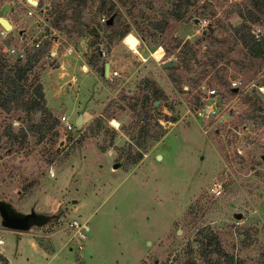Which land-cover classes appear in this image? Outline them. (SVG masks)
<instances>
[{
  "label": "rangeland",
  "instance_id": "1",
  "mask_svg": "<svg viewBox=\"0 0 264 264\" xmlns=\"http://www.w3.org/2000/svg\"><path fill=\"white\" fill-rule=\"evenodd\" d=\"M177 2L84 0L76 23L65 19L66 0H46L49 20L65 10L59 25L70 32L61 31L68 41L59 47L83 40L86 49L62 63L59 84L44 74L59 66L48 53L26 80L28 88L43 74L42 105L56 122L39 140L30 132L38 113L0 109V201L49 217L26 231L0 224V254L9 264L199 263L195 239L203 227L237 264H264V54H248L232 30L244 21L236 6L252 11L251 0H192L176 21L170 12ZM110 16L113 24L103 26ZM159 22L164 26H152ZM246 23L264 35L262 18ZM4 42L0 36L1 56ZM7 42L20 44L14 36ZM184 42L197 62L186 47L179 51ZM159 45L168 52L162 57ZM113 48L128 71L113 67L117 76H104L88 65L89 56ZM167 60L174 64L162 67ZM146 78L164 93L149 104L151 117L140 103L151 90ZM60 114L73 124L81 114L82 122L65 132ZM137 152L141 159L127 164ZM73 219L83 225V240L69 226Z\"/></svg>",
  "mask_w": 264,
  "mask_h": 264
},
{
  "label": "trees",
  "instance_id": "2",
  "mask_svg": "<svg viewBox=\"0 0 264 264\" xmlns=\"http://www.w3.org/2000/svg\"><path fill=\"white\" fill-rule=\"evenodd\" d=\"M191 3L192 0H178L176 5H174L173 9L170 12L172 18L176 21L182 18V16L186 12V9L189 5H191ZM249 3L253 7V12L246 8V6H236V13L244 21L234 25L232 30L235 42L242 45L246 49L248 54L255 57L264 54V35L261 36L258 40H254L252 37L251 28L249 24L246 23V20L258 18H262L264 20V0H251V2ZM83 5L84 0H66L65 6L71 9L70 16H68V18H65V10L64 12L63 10L59 11V14L58 12L57 14L53 13V18H51L50 22L51 27L66 33L70 32V30H65L64 26H60L59 23L63 20V18L67 20H73L74 22L78 23L81 18ZM57 15L58 18L55 17ZM112 24L113 16H110L102 25L105 27H110ZM152 26L154 28L158 26L163 27L164 23L159 22L158 24H152ZM126 31L127 30H121L120 32H118V37H125L127 34ZM77 35H80V33L78 32ZM94 36L97 37L96 34H94ZM179 42L180 41L177 40V44ZM8 44L9 42H7L6 40L4 42V45ZM188 45L189 44L187 42L182 43L179 47V51H181V48L186 47L187 52H189L190 54V57L193 59V61L197 62L191 47H187ZM47 53L48 41L44 40L38 48H25V58L23 60H18L7 55H0V109L5 113H9L12 110H20L26 113H38L40 115V118L37 124L32 125L34 130L30 129V132L39 134L38 140L46 132L53 129L56 122L42 105L44 101V95L39 76L37 74H34L28 88L25 85L26 80L33 72V69L38 63L39 59ZM97 53L98 54L94 53L92 54V56H89L87 58V63L88 65L95 67L97 71L103 72V64L101 65L99 63V51H97ZM164 53L168 52L166 51ZM50 65H53V63H51ZM168 79L175 84L176 80L174 77L169 75ZM144 82L148 87H151V90L148 92V94H142L140 103L144 108H146L144 113L151 117L149 113L151 112V110H153V108H150L149 104L152 105L154 101H159L160 99L164 98V93L153 80L146 78L144 79ZM177 89L181 91L182 86L178 84ZM136 101L137 100H135V102ZM195 101L197 102L198 100L195 98ZM133 105H135V103ZM168 121L173 122V119H170ZM100 122V116L95 117L92 121L95 128L99 127ZM259 124H264V117L259 120ZM153 126L157 127L160 130L158 136H162L164 129L157 122V120H154ZM140 159L141 154L137 152L135 154V157L130 158V162H128L127 164H135ZM195 242L197 244L196 255L199 259V263H196L191 259H187L184 264H237L236 260L232 257L231 254L223 251L217 236L208 227L200 228L197 231ZM0 264H9L6 258L1 254Z\"/></svg>",
  "mask_w": 264,
  "mask_h": 264
},
{
  "label": "crops",
  "instance_id": "3",
  "mask_svg": "<svg viewBox=\"0 0 264 264\" xmlns=\"http://www.w3.org/2000/svg\"><path fill=\"white\" fill-rule=\"evenodd\" d=\"M37 1L41 4H44L43 6L46 9V11H45V15H46L45 23L46 24L42 29H40V27L39 28L38 27L36 28L34 26L30 27L31 24H29L28 26L22 25L21 22H22V20H24L23 14L25 11V7L22 6L20 3H16L14 5H11L10 3L7 4L6 5L7 8H6L5 12L2 11V9H0V16L4 17L8 21V23L10 24V31H9L8 35H11V36H9V38L14 36V38L19 40V38L21 37L24 41L29 42L37 34V32L46 38V40L48 41V54H49V56H51L52 60L56 59L55 61H57L59 66L54 67L53 69H50L48 72H45L44 74L47 76H48V74H51V77L57 82V84H59L60 77L58 76V73H59L60 68H62L61 67L62 63L64 64V62H65V64H66L67 60H70L71 58L75 59V61H76L77 57L79 56L78 54L82 50H85L86 48L85 47L81 48L80 43H82L83 40H80L79 43L76 42V45L71 44V42H68L64 46H62V48H60L59 46L63 42H65L66 40L68 41V39L65 38V36L61 33L60 30H56V29L51 27V25H50L51 20H49L47 18V15H48L47 14V7L49 6V4H46V0H44L45 2H43V3L41 2V0H37ZM47 1L51 2V0H47ZM114 51H115V49L113 48V49H111V53L104 55L105 63H103V75H104V64H107L109 70L117 67L118 70L123 71L122 73H124V71H128V67L126 66L125 60H123V62H122L121 59H118L117 56H114V54H113ZM117 64L119 67L117 66ZM120 64H123V65L120 66ZM80 67H81V69L86 68L84 65H82ZM67 69L69 70L70 68L67 67ZM67 69H66V71H67ZM123 69H125V70H123ZM136 74H137L136 71L132 70L130 73H128L127 79L134 78ZM42 75H40V83L43 86V84H42L43 76ZM57 91H59V90H57ZM81 116L82 115L80 114V117Z\"/></svg>",
  "mask_w": 264,
  "mask_h": 264
},
{
  "label": "built area",
  "instance_id": "4",
  "mask_svg": "<svg viewBox=\"0 0 264 264\" xmlns=\"http://www.w3.org/2000/svg\"><path fill=\"white\" fill-rule=\"evenodd\" d=\"M9 3L11 5H14L16 3H20L22 6L25 7L24 11V20H22V25L28 26L29 24L33 25L34 27H40L42 29L45 26V20H46V15H45V7L43 6L44 4H40L37 0H35V4H32L29 0H9ZM100 21H104V17L102 16ZM202 22L204 20L202 19ZM200 24V23H199ZM201 25V24H200ZM252 37L254 40H258L261 37L259 29H255L251 31ZM9 31H6L3 28H0V36L1 38L6 41L9 38ZM46 40V38L42 35H40L38 32L37 34L31 39V41L26 42L24 41L21 37L19 38V45H15L12 43H9L8 45H3V48L6 52V55L9 57L16 58L18 60H23L25 58V48H38L42 42ZM160 46V45H159ZM162 50V55H164V51L162 47L160 46ZM148 52V50H147ZM100 55H104L105 52L99 51ZM149 54V53H148ZM147 54V55H148ZM150 57L153 58V56L150 54ZM142 60H144L143 57H140ZM154 59V58H153ZM108 74L110 76H117V72L115 70H109ZM232 85H234L233 82H231ZM207 91V96H211L214 94V89L206 90ZM199 113V112H198ZM57 122L59 126L65 131V132H71L73 130L74 124L70 122L68 117L65 114H60L58 116ZM213 192L215 195L219 194L220 192V184H215ZM70 228L73 229L74 235L76 236L78 240H83L85 238V235L82 231L83 225L79 223L77 220L73 219L69 222Z\"/></svg>",
  "mask_w": 264,
  "mask_h": 264
},
{
  "label": "water",
  "instance_id": "5",
  "mask_svg": "<svg viewBox=\"0 0 264 264\" xmlns=\"http://www.w3.org/2000/svg\"><path fill=\"white\" fill-rule=\"evenodd\" d=\"M29 1L32 4H35V0H29ZM6 8H7L6 4H3L1 7L3 11H6ZM0 26L2 28H7V30H10V24L2 16H0ZM173 64H174V61L169 62L167 60V61L161 62L162 67H168ZM107 73H108V66L107 64H104V75L106 76ZM154 104H157V101H154ZM81 122L82 121H81L80 116H78L74 120V124L76 126L80 125ZM48 218L49 217L47 215L36 213L33 210H30L27 213L14 212L9 208V206L6 203L0 201V224L2 227L6 229L13 230V231H26L31 226H40L41 224L46 222Z\"/></svg>",
  "mask_w": 264,
  "mask_h": 264
},
{
  "label": "bare ground",
  "instance_id": "6",
  "mask_svg": "<svg viewBox=\"0 0 264 264\" xmlns=\"http://www.w3.org/2000/svg\"><path fill=\"white\" fill-rule=\"evenodd\" d=\"M156 54H160V53H156Z\"/></svg>",
  "mask_w": 264,
  "mask_h": 264
}]
</instances>
